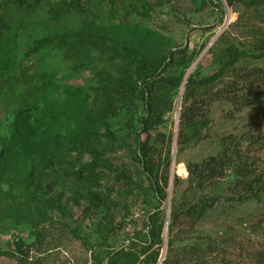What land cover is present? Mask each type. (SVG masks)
<instances>
[{"label":"rangeland","instance_id":"rangeland-1","mask_svg":"<svg viewBox=\"0 0 264 264\" xmlns=\"http://www.w3.org/2000/svg\"><path fill=\"white\" fill-rule=\"evenodd\" d=\"M210 1L213 5L208 0H79L76 11L68 0H0V137L10 136L17 111L44 97L64 107L63 89L68 87L83 88L86 101L78 110L63 108L58 129L66 135L86 131L99 139L91 150L65 153L60 164L36 170L32 179L35 188L41 187L37 193L13 198L6 185L1 187L0 264H108L122 247L134 244V251H141L139 244L149 240V217L157 211L159 217L164 215L160 262L169 258L174 264H264V192L255 199L245 197L246 189L237 185L231 171L193 190L186 168L217 156L222 138L232 136L241 143L247 173L264 172L260 80L240 83L239 94L248 92L253 101L241 111L225 99L212 102L204 138L180 153L176 139L184 88L175 91L173 110L158 130L171 140L170 182L162 202L134 159L142 100L133 99L108 119L113 139L91 122L104 105L100 83L117 77L124 63V43L151 56L188 47L199 56L198 68L172 69L165 75L198 71L206 77L218 69L214 55L227 46L245 49L264 40V9L247 12L237 2L229 8L224 0L221 6ZM61 34L69 41L70 53L43 42ZM237 69L241 74L264 71V58L245 57ZM43 74L56 78L59 89L45 92L39 81ZM172 169L173 180L179 179L176 188ZM198 199L217 202L193 226L181 219L169 236L172 208ZM156 250L154 245L148 254Z\"/></svg>","mask_w":264,"mask_h":264},{"label":"trees","instance_id":"trees-1","mask_svg":"<svg viewBox=\"0 0 264 264\" xmlns=\"http://www.w3.org/2000/svg\"><path fill=\"white\" fill-rule=\"evenodd\" d=\"M217 1L218 6H221L220 0ZM224 1L229 8H233L238 3L247 12L264 9V0ZM68 2L73 10L80 11L79 0H68ZM210 4L213 5L212 2ZM223 13L221 11L222 15ZM123 31L126 33L125 29ZM43 42L53 50L71 52L69 41L64 34L45 39ZM123 48L126 54L122 57L124 63L118 76L100 83L99 92L104 105L91 117V122L104 129L106 137L113 139L114 136L108 128V119L116 116L133 99L142 100L141 115L136 118L138 130L135 131L134 159L148 181L150 190L156 199L162 202L167 198L165 190L170 182L171 159L168 145L171 140L158 130L165 125L166 116L173 110L175 91L182 86L184 88L176 139L177 151L180 153L185 147L196 144L204 138V131L209 126L208 110L212 102L225 99L238 111L253 104L248 92L239 94L242 88L240 83L251 84L260 80L264 84V71L251 70L241 74L237 64L245 57L264 58V40L258 39L245 49H239L234 45L227 46L220 54L214 55L218 69L206 77L200 76L198 71L189 75L185 72L179 76L165 75L172 69L190 70L196 63L199 56L193 51L189 52L188 47L156 56L148 55L136 45L129 43H124ZM211 51L212 49L208 50V53ZM196 65L195 70L198 68V64ZM227 78H231L229 82H225ZM39 81L45 92L59 89L57 79L52 76L43 74L39 77ZM63 91L66 103L64 107L62 104L58 107L54 100L44 97L36 105L17 111L10 136L0 137V192L1 187L6 185L8 194L13 198L30 191L37 193L41 187L35 188L36 183L32 179L36 170L60 164L65 159V153L91 150L99 142L97 137L86 131H75L66 135L58 129L59 113L63 108L78 110L86 101V92L83 88L70 90L64 87ZM262 93L264 96V90ZM260 104H264V98L259 106ZM130 126L136 128L131 122ZM49 148H52L51 152ZM245 166L240 141L232 136L222 138L221 151L217 156L210 157L199 165L186 166L189 188L202 190L206 182L220 180L231 171L237 185H242L246 189L245 197L258 198L264 192V172L252 175L247 173ZM178 181L179 179L174 177V188L177 187ZM216 202V199H198L195 203L180 209H176L175 205L168 219L169 236L181 219L193 226ZM158 214L160 212L157 211L149 217L148 224L151 226L148 233L149 240L139 244L141 251L138 253L134 251L132 247L134 244L122 247L111 255L108 264H174L169 258L162 262L159 260V248L163 244L161 235L164 230V215L159 217ZM154 245H157V250L148 254ZM168 245L171 247L172 241H168ZM141 256H145L144 259L140 260Z\"/></svg>","mask_w":264,"mask_h":264},{"label":"water","instance_id":"water-1","mask_svg":"<svg viewBox=\"0 0 264 264\" xmlns=\"http://www.w3.org/2000/svg\"><path fill=\"white\" fill-rule=\"evenodd\" d=\"M195 64H196V63H195ZM195 64H194V66H195ZM194 66H193V67H194ZM172 168H173V166H172ZM173 174H174V169H172V173H171V177H172L171 179H172V180H173ZM167 225H168V224H167ZM161 260H162V259H161Z\"/></svg>","mask_w":264,"mask_h":264}]
</instances>
